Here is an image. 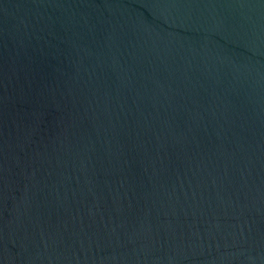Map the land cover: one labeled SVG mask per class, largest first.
I'll use <instances>...</instances> for the list:
<instances>
[{"label":"water","instance_id":"95a60500","mask_svg":"<svg viewBox=\"0 0 264 264\" xmlns=\"http://www.w3.org/2000/svg\"><path fill=\"white\" fill-rule=\"evenodd\" d=\"M0 264H264V0H0Z\"/></svg>","mask_w":264,"mask_h":264}]
</instances>
